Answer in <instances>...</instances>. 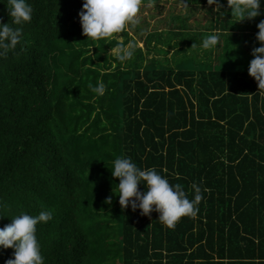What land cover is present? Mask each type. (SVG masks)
I'll list each match as a JSON object with an SVG mask.
<instances>
[{
  "label": "trees",
  "instance_id": "trees-1",
  "mask_svg": "<svg viewBox=\"0 0 264 264\" xmlns=\"http://www.w3.org/2000/svg\"><path fill=\"white\" fill-rule=\"evenodd\" d=\"M27 2L30 22L12 25L21 42L0 56V228L21 212L52 210L37 225L45 264H264V88L248 75L264 0L260 16L241 21L217 0L220 11L201 30L188 20L200 19L207 0L156 19L197 28L183 36L194 51L181 57L192 63L174 69L143 65L141 50L123 61L109 55L124 44L83 35V0ZM8 8L0 0L2 24H11ZM211 34L219 40L205 48ZM98 82L103 95L89 87ZM117 157L154 167L189 199L193 183L208 189L197 216L173 229L155 211L121 208ZM12 252L0 249V264Z\"/></svg>",
  "mask_w": 264,
  "mask_h": 264
},
{
  "label": "clouds",
  "instance_id": "clouds-1",
  "mask_svg": "<svg viewBox=\"0 0 264 264\" xmlns=\"http://www.w3.org/2000/svg\"><path fill=\"white\" fill-rule=\"evenodd\" d=\"M189 2V0H188ZM11 24L0 23V56L6 55L14 49L22 39V29L12 25H23L30 22L32 6L27 0H7ZM208 5L217 4V0H207ZM229 5V0H227ZM144 0H83L78 13L82 33L87 38L98 40L120 33L130 25L139 24V13ZM149 7L153 6L149 0ZM187 6V3H185ZM217 8V7H216ZM261 0H231V15L243 19L256 18L261 15ZM258 32L256 40L259 47L252 49V59L248 65V75L257 83L258 88H264V20L256 25ZM219 40L217 34L208 35L203 40L205 48L214 47ZM134 45H129L125 55L120 56L123 61L131 59ZM93 92L103 95L106 86L103 82L89 85ZM111 175L119 178L116 185L121 208L131 207L139 209L140 214L148 216L151 212L159 213L158 220L167 228H175L183 217L195 218L198 214V204L203 199V192L208 189L193 183L191 185L193 198L189 199L186 191L179 184H170L154 167L142 169L130 157H117L113 161ZM143 185L145 191L138 190ZM111 197L105 200L110 203ZM0 217H3L0 215ZM53 219V211L42 209L37 215L21 212L11 218V223L0 228V249H13L12 258L4 264H45L41 247L37 238V225L46 224Z\"/></svg>",
  "mask_w": 264,
  "mask_h": 264
},
{
  "label": "rangeland",
  "instance_id": "rangeland-1",
  "mask_svg": "<svg viewBox=\"0 0 264 264\" xmlns=\"http://www.w3.org/2000/svg\"><path fill=\"white\" fill-rule=\"evenodd\" d=\"M148 3L149 1L147 2V0H144V4L141 6V10L138 16L140 22L138 25H135L137 29L141 27L142 30H140V32L136 31L135 33L134 31H132L133 29H131L132 25H130L126 27L124 31L114 34L112 39L115 40L118 44L124 45L108 49V54L113 57H118L120 55L122 56L123 54L125 55L129 45H134L133 56L135 58L138 54L137 51L141 50L142 56L144 58L143 65H145L148 61L149 63L154 61L155 65L157 64L156 66L161 65L162 67H171L172 69H174L177 63H180L182 65L188 63L189 66L190 63H192V59L188 57L184 58L185 56L181 57V54L190 55L191 50L194 51V47L190 48V43L184 41L183 36L187 33L189 34V36L191 34H197V28L186 33V31H182L181 29H172L170 25L166 26L163 24V22L156 23V19H164L167 11H170L175 15H182L185 13L187 8L185 6V3H187L188 7L193 6L194 4L188 2L187 0H152L153 6L149 7ZM157 4L160 7L158 10L161 12V14L159 15V17H153L151 15L156 13L155 6ZM229 4L231 5V3ZM229 9L230 7L227 8V10ZM218 11H220V8L216 4H201L200 8L197 10V18L200 19H189L188 22L191 23L193 27H199V29L201 30L202 28L207 27V23L209 21L214 20L215 12ZM229 13H231V9ZM205 17L206 19H204ZM143 20L145 22H143ZM212 32L216 33L218 32V30H213ZM182 33L184 34L182 35ZM182 46L186 50L184 49L182 51L180 49L182 48ZM196 47H200L199 43L196 44ZM195 53L198 57H200L203 54V50L198 49V51H196ZM133 56L131 58H133ZM204 59L206 60V57H204Z\"/></svg>",
  "mask_w": 264,
  "mask_h": 264
}]
</instances>
